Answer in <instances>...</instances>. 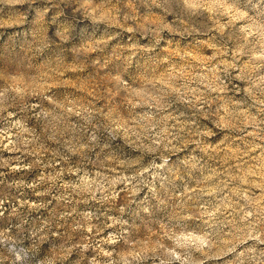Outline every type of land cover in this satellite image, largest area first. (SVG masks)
Returning <instances> with one entry per match:
<instances>
[{
    "label": "clouds",
    "instance_id": "obj_1",
    "mask_svg": "<svg viewBox=\"0 0 264 264\" xmlns=\"http://www.w3.org/2000/svg\"><path fill=\"white\" fill-rule=\"evenodd\" d=\"M0 264H264V0H0Z\"/></svg>",
    "mask_w": 264,
    "mask_h": 264
}]
</instances>
